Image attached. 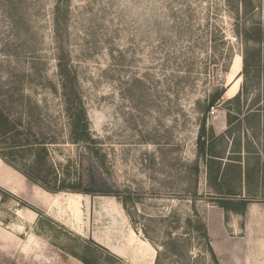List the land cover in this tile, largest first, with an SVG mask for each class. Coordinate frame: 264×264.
I'll list each match as a JSON object with an SVG mask.
<instances>
[{"label": "rangeland", "instance_id": "374dc122", "mask_svg": "<svg viewBox=\"0 0 264 264\" xmlns=\"http://www.w3.org/2000/svg\"><path fill=\"white\" fill-rule=\"evenodd\" d=\"M61 58L76 72L90 147L72 139L45 82L60 86ZM33 62L35 84L4 90L57 118L46 130L60 181L81 176L89 195L119 201L154 264H217L205 207L264 201V0H0V85ZM203 123L218 135L215 162L197 146ZM88 221L40 228L85 262L130 264L86 238Z\"/></svg>", "mask_w": 264, "mask_h": 264}, {"label": "crops", "instance_id": "0c3cea01", "mask_svg": "<svg viewBox=\"0 0 264 264\" xmlns=\"http://www.w3.org/2000/svg\"><path fill=\"white\" fill-rule=\"evenodd\" d=\"M0 188L12 197L0 194V264H90L40 228L58 222L73 230L86 217V238L99 248L130 264L155 263L156 249L127 228L124 208L112 196L50 192L1 158ZM203 220L219 264H264V201L242 210L211 203Z\"/></svg>", "mask_w": 264, "mask_h": 264}, {"label": "trees", "instance_id": "16d2710c", "mask_svg": "<svg viewBox=\"0 0 264 264\" xmlns=\"http://www.w3.org/2000/svg\"><path fill=\"white\" fill-rule=\"evenodd\" d=\"M249 36L253 39L263 40L262 37L248 35V38ZM33 59L36 58L33 57ZM63 62H65L63 58L59 59L58 67L61 69L60 78L62 80L58 84L60 85V90L50 80H43L52 85L55 95L60 93V98H58V102L60 101L58 103L60 105V112L58 111V113H61L64 120H66L72 139L88 144L90 147L94 139L90 130L85 104L77 88L76 72L74 73L68 67V64H63ZM36 63L33 62L35 71L34 69L29 71L24 68L22 72L16 73L19 75V78L9 79L0 85V145L4 144L0 148V157L8 165L24 174L29 181L41 185L50 192L71 191L92 194L95 191L83 187L82 184L84 181L81 176L73 181H60L57 170H53L49 145L54 143L52 140H55V137L46 128L50 127L53 120L56 121L57 118L50 112L40 108L39 99H35L32 95L26 93L16 94L14 92L7 94V91L4 90L6 87L11 86L21 87L27 83L31 85L35 84L36 79L41 78V75H38L40 69L36 66ZM4 97H8V101L13 106L11 109L6 107ZM217 99L215 97L212 102H216ZM45 100L48 101V98ZM19 107H22V109H17ZM36 127L40 131H35L34 129ZM216 136L218 135L215 134L212 138L208 139L206 123L202 124L198 135L197 146L199 152L201 154L204 153L208 160H214L213 162L217 160V155L213 151L216 146ZM42 173H44L45 180L41 178ZM48 178L54 180L55 186H50ZM0 192L1 194L5 193L2 189H0ZM102 194L116 195L105 191ZM197 194H195L196 197L198 196ZM247 203L245 200L244 204L246 205ZM201 227L204 230V236L210 241L205 223L201 222ZM210 252L213 259L219 264L211 244Z\"/></svg>", "mask_w": 264, "mask_h": 264}, {"label": "bare ground", "instance_id": "6f19581e", "mask_svg": "<svg viewBox=\"0 0 264 264\" xmlns=\"http://www.w3.org/2000/svg\"><path fill=\"white\" fill-rule=\"evenodd\" d=\"M240 62V61H239ZM237 80L235 79L232 83H231V85H230V87H229V89H228V91H227V94L229 95V96H233V95H235L236 93H237Z\"/></svg>", "mask_w": 264, "mask_h": 264}, {"label": "built area", "instance_id": "2783aa9c", "mask_svg": "<svg viewBox=\"0 0 264 264\" xmlns=\"http://www.w3.org/2000/svg\"><path fill=\"white\" fill-rule=\"evenodd\" d=\"M213 113V112H212Z\"/></svg>", "mask_w": 264, "mask_h": 264}]
</instances>
